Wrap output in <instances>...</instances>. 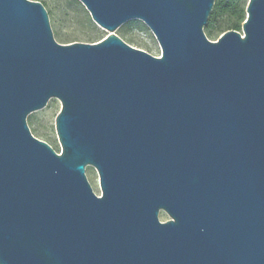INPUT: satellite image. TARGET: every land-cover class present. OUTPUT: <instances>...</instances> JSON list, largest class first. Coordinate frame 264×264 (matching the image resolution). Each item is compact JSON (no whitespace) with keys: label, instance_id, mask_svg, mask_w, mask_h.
<instances>
[{"label":"water","instance_id":"water-1","mask_svg":"<svg viewBox=\"0 0 264 264\" xmlns=\"http://www.w3.org/2000/svg\"><path fill=\"white\" fill-rule=\"evenodd\" d=\"M78 1L106 37L0 0V264H264V0L216 41L215 0ZM50 99L60 153L26 121Z\"/></svg>","mask_w":264,"mask_h":264},{"label":"rangeland","instance_id":"rangeland-1","mask_svg":"<svg viewBox=\"0 0 264 264\" xmlns=\"http://www.w3.org/2000/svg\"><path fill=\"white\" fill-rule=\"evenodd\" d=\"M32 1L40 2L45 7L54 39L60 44L73 42L94 43L99 41L100 36H102L101 39H103L108 34L107 31L97 26L91 20L89 13L79 1V4L77 5H70L68 0ZM246 1L248 2V0ZM85 15L89 16L95 29L98 30L97 34L94 32L92 26L86 21ZM115 33L126 43L135 48L142 49L153 56L161 55L159 44L149 29L144 30L132 27L131 29H128L126 37L121 36L118 31ZM220 35L221 34H217L216 37H208V39L216 41ZM128 38L133 40V42H127ZM59 110L60 102L57 99H50L44 108L32 112L26 119L32 135L48 143L57 153H60L61 149L54 123ZM85 174L94 193L96 195H101L99 178L96 170L93 167L88 166L85 168ZM158 217L161 222L169 219L168 215L163 211L159 212Z\"/></svg>","mask_w":264,"mask_h":264},{"label":"trees","instance_id":"trees-1","mask_svg":"<svg viewBox=\"0 0 264 264\" xmlns=\"http://www.w3.org/2000/svg\"><path fill=\"white\" fill-rule=\"evenodd\" d=\"M70 5L79 4L78 0H68ZM246 0H215L212 11L208 17L204 32L207 37H216L217 34H222L228 30H236L240 32L241 25L246 18ZM86 21L92 26L97 34L98 30L91 22L89 16L85 15ZM132 27L137 29L148 30V28L138 20H131L118 28V33L126 37L128 29ZM99 35V34H98ZM102 36L99 37V40ZM127 42H133L128 38Z\"/></svg>","mask_w":264,"mask_h":264}]
</instances>
